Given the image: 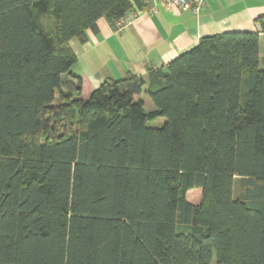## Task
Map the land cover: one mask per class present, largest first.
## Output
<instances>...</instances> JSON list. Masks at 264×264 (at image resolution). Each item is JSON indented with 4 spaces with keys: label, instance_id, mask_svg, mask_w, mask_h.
<instances>
[{
    "label": "trees",
    "instance_id": "16d2710c",
    "mask_svg": "<svg viewBox=\"0 0 264 264\" xmlns=\"http://www.w3.org/2000/svg\"><path fill=\"white\" fill-rule=\"evenodd\" d=\"M147 6L0 0V264H264V16L84 97L72 40Z\"/></svg>",
    "mask_w": 264,
    "mask_h": 264
},
{
    "label": "crops",
    "instance_id": "0c3cea01",
    "mask_svg": "<svg viewBox=\"0 0 264 264\" xmlns=\"http://www.w3.org/2000/svg\"><path fill=\"white\" fill-rule=\"evenodd\" d=\"M156 5L154 11L147 6L138 9L137 16L121 24L118 21V30L101 17L98 32L88 30L86 43L78 41V61L87 60L91 73L96 75L92 81L88 77L91 73L80 71L84 97L106 79L121 78L129 71L147 76L149 66L158 67L174 60L196 46L202 36L257 31L256 20L264 16V0H206L199 13L160 1ZM260 55L264 57L263 36Z\"/></svg>",
    "mask_w": 264,
    "mask_h": 264
},
{
    "label": "rangeland",
    "instance_id": "374dc122",
    "mask_svg": "<svg viewBox=\"0 0 264 264\" xmlns=\"http://www.w3.org/2000/svg\"><path fill=\"white\" fill-rule=\"evenodd\" d=\"M76 45L78 46L79 43L77 41V39H73L71 42V46L72 48H74V50L76 49ZM78 50V48H77ZM81 57H83L81 55ZM75 72H77L78 74L80 73V71H84L83 73H86L87 75H89V73H91L90 67H89V63L87 62V60L85 59H79L78 63H76L73 68H72ZM89 78H92V81H95L96 75L94 73H91L90 76H88ZM146 87L144 86V91L141 93V96L144 98L145 100V109L147 111L154 109V103L153 101L150 99L149 95H147L146 93ZM84 92L87 94L88 92H86V90H84ZM166 119L164 117H156L153 118L149 121L150 125L154 126V127H160L165 123ZM201 195H202V189L201 187H196V188H191L187 191L186 193V198L188 201L194 202V203H198L201 199ZM211 264H217V260L216 257L214 255L213 259H212V263Z\"/></svg>",
    "mask_w": 264,
    "mask_h": 264
},
{
    "label": "built area",
    "instance_id": "2783aa9c",
    "mask_svg": "<svg viewBox=\"0 0 264 264\" xmlns=\"http://www.w3.org/2000/svg\"><path fill=\"white\" fill-rule=\"evenodd\" d=\"M146 3H151L149 6H148V10L149 11H154L157 9V5L156 3L158 1L160 2H164L166 5H171V6H177L181 9H184V10H192L193 12L195 13H199L200 10L204 7V5L206 4V0H144ZM138 14V11L137 10H132L129 12V15L126 16V17H123L121 20H120V24L123 23L126 19H130L132 16H137ZM258 30L259 27H258ZM262 36L264 37V33H262Z\"/></svg>",
    "mask_w": 264,
    "mask_h": 264
}]
</instances>
